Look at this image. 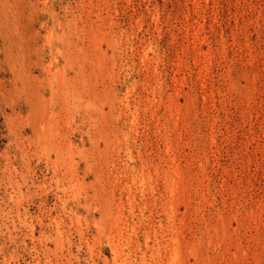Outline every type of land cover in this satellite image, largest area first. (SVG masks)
Masks as SVG:
<instances>
[{
  "label": "rangeland",
  "instance_id": "rangeland-1",
  "mask_svg": "<svg viewBox=\"0 0 264 264\" xmlns=\"http://www.w3.org/2000/svg\"><path fill=\"white\" fill-rule=\"evenodd\" d=\"M0 264H264V0H0Z\"/></svg>",
  "mask_w": 264,
  "mask_h": 264
}]
</instances>
